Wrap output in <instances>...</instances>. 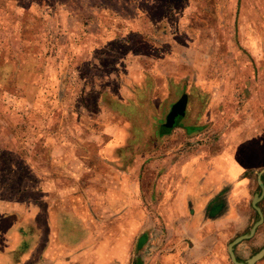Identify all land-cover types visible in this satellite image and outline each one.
<instances>
[{"label":"rangeland","instance_id":"rangeland-1","mask_svg":"<svg viewBox=\"0 0 264 264\" xmlns=\"http://www.w3.org/2000/svg\"><path fill=\"white\" fill-rule=\"evenodd\" d=\"M257 15H264V0H0V217L15 225L28 219L31 234L34 203L46 205L51 188L57 198L74 186L76 171L65 161L69 167L75 150L101 140L107 119L117 121L110 98L133 114L139 146L149 122L159 131L169 105L184 94L189 105L179 125L210 122L194 145L221 148L222 131L239 112L241 33L256 26ZM165 76L162 98L153 81ZM127 98L134 100L121 103ZM247 137L264 148L263 134ZM256 173L262 178L264 168L245 174ZM255 192L259 197L261 187ZM17 212L19 219L11 215ZM129 253L124 248L125 258L113 264H142Z\"/></svg>","mask_w":264,"mask_h":264},{"label":"crops","instance_id":"crops-1","mask_svg":"<svg viewBox=\"0 0 264 264\" xmlns=\"http://www.w3.org/2000/svg\"><path fill=\"white\" fill-rule=\"evenodd\" d=\"M255 25L241 33L239 112L223 129L221 148L194 145V135L210 122L208 128L182 123L166 132L150 130L149 122L143 129L148 137L135 146L133 114L110 98L109 114L117 121L107 119L102 139L75 150L69 167L65 161L76 171L74 186L54 193L57 198L51 188L46 205L34 203L31 234L25 231L28 219L15 225L0 217V264H113L125 258L124 248L142 264H264V253L249 261L264 248V176L245 174L264 168L263 145L247 137L264 135V15L255 17ZM167 80L153 81L162 98ZM257 198L260 218L253 207ZM11 215L20 218L19 212ZM253 225L248 237L231 244Z\"/></svg>","mask_w":264,"mask_h":264},{"label":"water","instance_id":"water-1","mask_svg":"<svg viewBox=\"0 0 264 264\" xmlns=\"http://www.w3.org/2000/svg\"><path fill=\"white\" fill-rule=\"evenodd\" d=\"M185 103H186V99H185V95L182 94L181 96H179L176 100H174L169 107L166 110V113L163 115V122L159 125V129L163 132L169 131L171 128L177 126L179 123V119L183 117V113H184V109H185ZM199 128L195 129L198 130ZM256 211L258 213V216L260 218V213L258 208L256 207ZM259 221V219H258ZM257 221V222H258ZM255 225H253L247 234H243L240 235L238 237H236L231 244L239 241L242 238H246L248 237L251 232L253 231V227ZM264 253V248L260 249L259 251H257L253 256H251V258L249 259L250 262L258 259L262 254Z\"/></svg>","mask_w":264,"mask_h":264}]
</instances>
